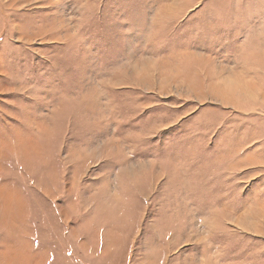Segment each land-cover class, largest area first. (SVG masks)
<instances>
[{
  "label": "rangeland",
  "instance_id": "1",
  "mask_svg": "<svg viewBox=\"0 0 264 264\" xmlns=\"http://www.w3.org/2000/svg\"><path fill=\"white\" fill-rule=\"evenodd\" d=\"M0 264H264V0H0Z\"/></svg>",
  "mask_w": 264,
  "mask_h": 264
}]
</instances>
